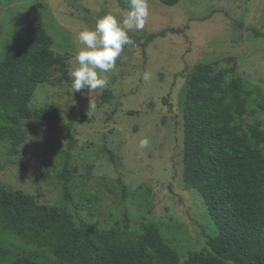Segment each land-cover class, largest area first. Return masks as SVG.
Returning a JSON list of instances; mask_svg holds the SVG:
<instances>
[{
    "label": "rangeland",
    "instance_id": "obj_1",
    "mask_svg": "<svg viewBox=\"0 0 264 264\" xmlns=\"http://www.w3.org/2000/svg\"><path fill=\"white\" fill-rule=\"evenodd\" d=\"M35 3L41 5L37 19L55 58L42 82L29 76L28 107L43 114L59 109L60 116L23 121L16 154L9 144L0 145V191L65 210L75 225L91 223L95 238L115 228L139 238L142 224L152 223L181 262L191 253H206L208 239L218 230L201 193L183 182L189 81L204 65L222 76L223 93L237 81L245 106L237 125L264 131V0H180L171 7L148 0L145 25L128 32L133 43L104 74L107 85L73 93L70 72L78 66L75 55L84 49L79 32L94 30L106 14L122 21L129 0H0V51L22 45L27 13ZM168 28L181 33H167L143 46L150 34ZM145 72L150 73L147 81ZM104 91L110 92L109 99L102 97ZM145 137L150 145L139 149ZM103 147L115 153L117 168ZM65 160L72 172L68 199L56 177ZM250 195L244 186L232 185L223 210L245 211Z\"/></svg>",
    "mask_w": 264,
    "mask_h": 264
},
{
    "label": "trees",
    "instance_id": "obj_2",
    "mask_svg": "<svg viewBox=\"0 0 264 264\" xmlns=\"http://www.w3.org/2000/svg\"><path fill=\"white\" fill-rule=\"evenodd\" d=\"M155 1L171 7L180 0ZM40 8L35 3L27 13L22 45L0 51V145L9 144L13 154L23 142V121L60 116L59 109L43 114L28 107L29 76L34 83L42 82L55 58L37 19ZM252 32L259 36L255 29ZM167 33L181 30L150 34L143 46ZM222 84V76L212 75L210 65L202 66L189 81L185 104L183 182L186 189L201 193L218 230L208 239L206 253H191L181 262L152 223L142 224L139 238L126 228L95 238L91 223L81 220L75 225L65 210L37 204L22 193L0 191V264H264V131L237 125L245 113L240 85L234 81L223 93ZM110 96L103 92L104 99ZM103 153L117 168L115 153L106 147ZM56 177L68 199L72 172L67 160ZM237 184L250 191L251 201L246 212L229 214L222 205L229 204L228 189ZM9 235L20 245H14Z\"/></svg>",
    "mask_w": 264,
    "mask_h": 264
},
{
    "label": "clouds",
    "instance_id": "obj_3",
    "mask_svg": "<svg viewBox=\"0 0 264 264\" xmlns=\"http://www.w3.org/2000/svg\"><path fill=\"white\" fill-rule=\"evenodd\" d=\"M129 6L130 11L122 21L106 14L96 21L94 30L79 32L77 40L84 49L74 57L78 66L70 72L72 93L82 89H102L107 85L104 74L116 67L124 47L133 43L128 32L133 28L142 29L149 16L148 0H129ZM149 78L150 73L145 72L143 79ZM149 145L150 140L145 137L139 140L138 148L147 149Z\"/></svg>",
    "mask_w": 264,
    "mask_h": 264
}]
</instances>
